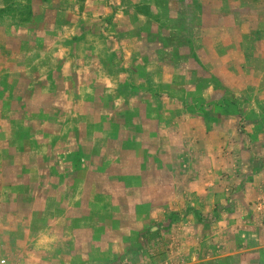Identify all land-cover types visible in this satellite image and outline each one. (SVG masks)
<instances>
[{
  "label": "rangeland",
  "instance_id": "374dc122",
  "mask_svg": "<svg viewBox=\"0 0 264 264\" xmlns=\"http://www.w3.org/2000/svg\"><path fill=\"white\" fill-rule=\"evenodd\" d=\"M170 1L172 3L169 5ZM215 1L209 0V3L213 4ZM158 2L167 4L163 17L171 27L168 41L177 59L172 62L175 75L169 77L168 83L159 86L164 93L160 97L170 94L171 89L173 90L174 95L170 94L168 100L169 97L176 99L175 107L172 105L171 108L175 112L173 115L179 119L183 117L188 119L189 106L198 111L199 117L202 114L206 116L214 114L216 119L224 116L225 120L227 119L222 125L223 139L220 137L217 139L215 135L205 136L206 145L203 146V150L206 152V158L186 156L192 148H196L191 139L192 135H189L192 133L189 132L191 127L195 129L196 126L185 120L181 123L183 128L186 127L188 134L180 128L176 138V145L182 153L178 158L177 188L167 191L171 194L168 195L170 198L168 200L172 204L153 206L137 203L136 197L141 193H146L149 198L155 195L151 189L144 193L145 190L138 187V184H144L139 179L143 178L145 164L140 163L139 157L127 158L119 155L122 148L143 150L155 146L156 137L153 132L146 135L143 125L137 119L141 110L137 105L142 100L149 104V109L154 113L160 104L163 105L165 102L155 95L158 87L149 85L153 83V77H146L145 84L148 87H143L139 77L135 75L136 64H131L124 78L116 77L118 84L108 99L104 95H98V100L110 106L115 123L111 128L108 126L107 133L103 131V125L101 128L98 126L97 141L82 142L80 138L82 130L74 114L79 116L86 113L83 110H81L83 113L80 112L79 106L74 102L77 98L74 96L77 94L69 93L72 84L68 83L62 87L55 100L72 102L70 111L64 115L65 121L62 125L64 134L59 136L47 134L43 138H38L35 133H38L41 125L40 123L36 125L34 123L36 119L31 111L24 109L21 116L24 124L19 125L18 141L9 142L3 147L5 155L14 157L9 153L10 150L22 154L25 150L38 145H47L54 139L51 164L55 168L62 165L63 154L72 151L85 154L83 166L95 167L104 161L111 166L106 174L108 184L104 194L98 195L99 198L103 196L104 204L91 215V221L98 232L95 239L98 247V264H261V261L264 262V77L261 79V70L264 69V0L243 3L247 10L243 16L234 17L231 12L224 14L227 28L223 31L228 42H235L241 49L243 67L247 64L256 69L252 74V83H247L241 93L234 92L201 61L199 54L201 40L203 35L212 29L197 28L203 21L200 0ZM224 2L233 7L239 1ZM192 4L195 5L193 8ZM27 13L28 10L26 12L24 9L20 17L25 18ZM208 19L210 22L213 21L211 17ZM229 51L227 48V52ZM111 61L114 64H122L118 60ZM49 68L57 69L58 63L51 61ZM86 79L82 78L81 82H85ZM92 79L97 83L96 78ZM47 81L50 80L44 82ZM64 90L69 91L63 93ZM4 96L0 100V115L11 119L12 115H16L15 107L18 108V103L23 101V104H26L25 93H17L13 97L6 94ZM223 97L225 102L221 103ZM133 102L136 104L135 107L132 106ZM124 104L128 106L123 107ZM124 128L130 130V133L125 134L122 140L120 132ZM26 135L34 137L36 141L26 143L24 140ZM57 152L62 154L58 156ZM109 152L112 156H108L110 159H107L105 154ZM124 166L129 172L124 173ZM87 173V170L81 168L74 174L76 178L71 177L75 178L71 183L74 186L79 185V181L86 179ZM193 173H197L198 176L189 183ZM22 175L19 172H12L9 167L0 169V197L6 196L17 201L32 196L31 191L25 188V182L15 180V177L20 178ZM124 183H129L131 188H121ZM75 189L58 190L50 181L46 188L35 191L43 196L57 195L68 199L78 197L84 192L79 188ZM132 196L136 199L132 200ZM114 198H119V201ZM17 202L19 214L12 219L8 213L2 214L0 219L2 230L0 261L5 260L4 264L14 262L9 249L16 244H25L24 235L32 224L26 215V210L31 209V205ZM150 211L151 214L159 212L161 218L149 222L124 218L128 213L135 217ZM41 221L34 222L39 227L35 226L37 228L35 242L42 228L48 226L53 229L50 232L57 234L54 244L63 245L65 240L61 236L58 237V234L65 233L68 226L70 229L75 227L74 224L67 225L65 221L53 217L43 222L45 226ZM12 226L14 228L18 226L23 236L10 237L9 231ZM81 227L84 234L88 225L83 224ZM249 233H252V236ZM111 235L120 236L118 239L124 243L126 249L123 253H118L115 259L109 260ZM85 246L88 244L82 242L83 250ZM255 246H259L255 253L245 252L242 255L235 253L237 248L249 249ZM34 256L40 260L42 254L39 251Z\"/></svg>",
  "mask_w": 264,
  "mask_h": 264
},
{
  "label": "crops",
  "instance_id": "0c3cea01",
  "mask_svg": "<svg viewBox=\"0 0 264 264\" xmlns=\"http://www.w3.org/2000/svg\"><path fill=\"white\" fill-rule=\"evenodd\" d=\"M224 1L216 0L211 4L209 0H200L203 21L197 28L212 31L203 35L199 54L201 61L219 76L223 83L234 92L241 93L247 83H252V74L256 69L247 64L243 67L241 49L235 42H228L223 31L227 28L224 14L231 12L234 17L245 15L247 10L243 3L250 0H238V4L233 7H229ZM171 3L170 1L169 5ZM191 6L193 8L195 5ZM166 7L165 2L158 0H0V100L5 94L13 97L17 93H25L26 101L25 105L23 101L18 103V108L15 107L16 115H12L11 119L0 115V169L9 167L14 173H22L23 175L20 178L15 177V180L25 182V188L32 194L24 200H17L21 204L31 205V209L26 210V215L32 224L24 235L25 244L10 247L9 251L14 260L12 264H98V247L95 240L98 232L91 221V215L104 204L103 196L99 198L98 195L104 194L108 184L106 174L111 167L104 163L105 161L95 167L83 166L85 154L72 151L63 154L62 165L55 168L51 164L54 139L47 145H38L36 149H27L22 154L10 150L9 153L14 157L5 155L3 147L9 142L18 141L19 125L24 124L21 118L24 109L31 111L36 125H41L38 133H35L38 138L47 134L63 135L64 115L70 111L72 102L55 100L62 87L71 83V92L68 91L77 94L74 96L77 97L74 102L79 106L80 112L83 110L86 113L79 116L74 114L82 130L80 138L84 143L97 141L98 126L101 128L103 125V131L107 133L108 126L111 128L115 123L110 106L98 100V95H104L108 99L118 84L116 77L124 78L131 64H136L135 75L139 77L143 87H148L145 84L146 77H153V83L149 85L158 87L155 95L165 102L160 104L154 113L149 109V104L142 100L137 105L141 109L137 119L143 125L146 135L153 132L156 137L155 146L143 150L122 148L119 155L127 158L139 157L140 163L145 164L143 178L139 179L144 184H138V187L145 190L144 193L151 189L155 195L149 198L146 193H141L136 198L137 203L153 206L172 204L168 200L171 194L167 191L176 189L178 184V158L182 152L176 145V138L180 128L186 129L181 125L184 120L196 126L195 129L191 127L189 130L192 132L189 135H192L191 139L196 148H192L186 156L207 157L203 150L206 135H215L217 139L224 138L222 125L227 120L225 116H217L216 119L214 114H202L199 117L198 111L189 106L188 119H179L173 115L175 112L171 108L172 105L175 107L176 99L169 97L168 100L170 94L174 95L173 90L171 89L170 94L160 97L164 93L159 86L168 83L169 77L175 75L172 62L177 60L168 41L171 27L163 17ZM24 9L26 12L28 10V13L22 18L20 16ZM209 17L213 19L212 22ZM111 60H118L122 64H114ZM51 61L58 63L57 69L49 68ZM92 77L96 78L97 83ZM263 77L264 69L261 70V79ZM82 78L87 79L82 83ZM48 79L50 81L45 83ZM68 91L64 90L63 93ZM83 91L85 93H82ZM224 102L223 97L221 103ZM126 106L128 105H123ZM132 106L135 107L136 104L133 102ZM127 133H130V130L122 129V140ZM185 134H188L186 130ZM24 140L26 143L36 141L30 135H26ZM61 154L57 152L58 156ZM105 156L110 159L108 156L112 155L109 152ZM81 168L87 170L88 175L86 179L79 181V185L74 186L71 183L72 180L75 181L74 174ZM123 171L129 172L125 166ZM197 176V173H193L189 183ZM50 181L58 190L67 188L70 191L79 188L84 192L78 197L68 199L36 193L35 190L46 188ZM121 188L131 187L129 183H124ZM136 198L132 196V200ZM114 199L119 201V198ZM17 201L6 196L0 197V219L2 214L8 213L11 219L19 214ZM159 215V212L151 214L150 211L135 217L128 213L124 218L149 222L161 218ZM51 217L63 220L67 225L74 224L75 227L70 229L68 226L65 233L58 234V237L61 236L65 240V244L38 248L35 246L34 237L39 227L34 222L42 220V225L45 226L43 222L49 221ZM83 224L88 225L84 234L81 229ZM50 230L53 229L43 227L40 233L47 232L57 236ZM9 233L10 237L23 236L18 226H12ZM249 235L252 236V233ZM111 237L109 260L115 259L118 253H123L126 249L124 243L118 239L120 236ZM1 242L0 228V248ZM82 242L88 244L84 250ZM258 250L259 246L249 249L240 247L235 253L242 255ZM39 251L42 254L40 260L34 256ZM261 264L264 262L261 261Z\"/></svg>",
  "mask_w": 264,
  "mask_h": 264
},
{
  "label": "clouds",
  "instance_id": "9594fccd",
  "mask_svg": "<svg viewBox=\"0 0 264 264\" xmlns=\"http://www.w3.org/2000/svg\"><path fill=\"white\" fill-rule=\"evenodd\" d=\"M57 237L55 235L49 234L47 232H42L38 234V238L35 242L36 247L52 245L56 242ZM0 264H4L3 261H0Z\"/></svg>",
  "mask_w": 264,
  "mask_h": 264
},
{
  "label": "built area",
  "instance_id": "2783aa9c",
  "mask_svg": "<svg viewBox=\"0 0 264 264\" xmlns=\"http://www.w3.org/2000/svg\"><path fill=\"white\" fill-rule=\"evenodd\" d=\"M3 262H5V260Z\"/></svg>",
  "mask_w": 264,
  "mask_h": 264
}]
</instances>
